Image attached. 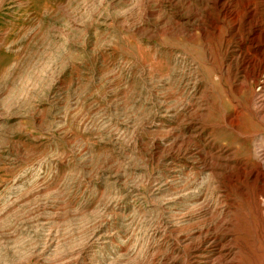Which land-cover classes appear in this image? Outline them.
Segmentation results:
<instances>
[{"label":"rangeland","instance_id":"374dc122","mask_svg":"<svg viewBox=\"0 0 264 264\" xmlns=\"http://www.w3.org/2000/svg\"><path fill=\"white\" fill-rule=\"evenodd\" d=\"M215 3L0 0V264H264Z\"/></svg>","mask_w":264,"mask_h":264},{"label":"bare ground","instance_id":"6f19581e","mask_svg":"<svg viewBox=\"0 0 264 264\" xmlns=\"http://www.w3.org/2000/svg\"><path fill=\"white\" fill-rule=\"evenodd\" d=\"M216 1L215 6L219 9L220 15L213 20L212 29L220 35L224 28H227L230 37L237 39L232 51V60L239 64L243 79L239 91L246 88V91H251L252 94L251 101L246 103V173L243 174L246 176V190L250 186L255 190L254 199L259 206L255 216L264 225V80L261 81L264 78V30L255 19L256 3L254 0H246L243 4V17L246 19V25L241 24L239 14L229 11L224 3L218 6L219 0ZM244 27L246 48L243 46L245 40L240 38V30ZM243 120V110L237 105L226 123L234 128L239 127ZM248 124L254 126L255 129L247 128ZM222 157L228 165L229 157ZM232 168L244 170V166ZM230 214L231 212L229 216ZM223 215L227 217L228 214L223 213ZM224 223L227 226L230 225L228 219ZM214 239L224 248L223 256H220L226 259L225 264H234V253L229 246L223 245L222 237L216 235ZM208 253L206 249L197 250L195 252L197 261H203L205 264L208 260Z\"/></svg>","mask_w":264,"mask_h":264}]
</instances>
